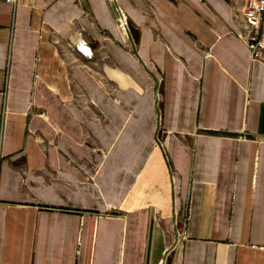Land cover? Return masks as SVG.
<instances>
[{"label":"crops","instance_id":"crops-1","mask_svg":"<svg viewBox=\"0 0 264 264\" xmlns=\"http://www.w3.org/2000/svg\"><path fill=\"white\" fill-rule=\"evenodd\" d=\"M245 6L0 1V264H264Z\"/></svg>","mask_w":264,"mask_h":264},{"label":"built area","instance_id":"built-area-1","mask_svg":"<svg viewBox=\"0 0 264 264\" xmlns=\"http://www.w3.org/2000/svg\"><path fill=\"white\" fill-rule=\"evenodd\" d=\"M11 3L12 5H17L19 0H0ZM245 17L251 24L253 29V34L250 37V48L255 55L259 54V51L264 48V0H245ZM119 16L123 18L124 13L121 8H118ZM76 47L79 51L92 55L91 46L82 37L76 43Z\"/></svg>","mask_w":264,"mask_h":264},{"label":"rangeland","instance_id":"rangeland-1","mask_svg":"<svg viewBox=\"0 0 264 264\" xmlns=\"http://www.w3.org/2000/svg\"><path fill=\"white\" fill-rule=\"evenodd\" d=\"M118 15L117 16H119V13H117ZM127 15L124 13V15H123V18L120 16L119 17V21H120V23L122 24V25H125L126 26V23H127ZM129 49L132 51L133 50V48L130 46L129 47Z\"/></svg>","mask_w":264,"mask_h":264}]
</instances>
